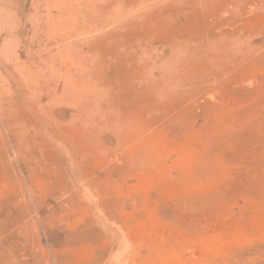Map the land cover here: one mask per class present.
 Wrapping results in <instances>:
<instances>
[{
    "label": "rangeland",
    "instance_id": "1",
    "mask_svg": "<svg viewBox=\"0 0 264 264\" xmlns=\"http://www.w3.org/2000/svg\"><path fill=\"white\" fill-rule=\"evenodd\" d=\"M0 264H264V0H0Z\"/></svg>",
    "mask_w": 264,
    "mask_h": 264
}]
</instances>
